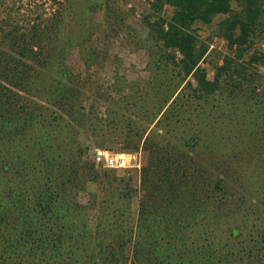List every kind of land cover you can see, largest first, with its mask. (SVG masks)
I'll use <instances>...</instances> for the list:
<instances>
[{"label": "rangeland", "instance_id": "1", "mask_svg": "<svg viewBox=\"0 0 264 264\" xmlns=\"http://www.w3.org/2000/svg\"><path fill=\"white\" fill-rule=\"evenodd\" d=\"M150 3L151 0H64L54 15L47 17L42 12L34 18L36 24L41 23L36 41L29 37L33 13L0 10V51L17 54L3 39L4 32L11 28L7 23L12 20L26 33L24 39L30 41L35 54L12 59L14 62L9 64L27 75L26 82L15 85L5 80L4 74L9 73L6 64L0 71L4 114L9 120L16 117L17 122H24L22 127L13 122L15 135L0 140V165H8L5 173L0 172V199L8 200L1 188L9 182L21 201L16 198L19 205L7 210L8 228L4 231L12 234L13 229H21L16 219L29 220L24 212L33 206L37 191L50 192L65 179L68 188L73 185L70 181L77 182V186L67 196L69 205L65 203L62 209L69 207L71 211L77 201L83 206L92 233L98 230L103 236L106 228L118 233L117 239H134L137 224L142 221L141 168L151 154L143 145L147 137L152 151H188L193 164L203 163L210 173L216 172V164L223 165L231 174L232 178L226 179L232 191L228 205L212 220L207 217L213 218L218 210L207 209L204 220L211 221L208 226L191 223L184 230V245L192 248L195 242L213 243L220 264H264V64L254 69L259 76L255 88L248 84L242 92L228 95V75L223 74L221 89L208 98L207 104L201 100L192 103L185 88L189 77L184 80L179 67L181 53L168 49L175 52L174 60L163 58L161 43L154 40L147 26L146 20H155L149 11ZM232 9H240L236 1ZM171 16L172 6L163 4L159 17L168 21ZM225 16L217 15L209 24L192 25L198 44L208 46L200 67L210 80L224 57L236 52L235 45L229 47L218 32L217 23ZM261 22L250 42L243 46V59L252 54L264 56V18ZM60 70L67 72L68 80L60 76L64 72ZM59 81H69L77 91L72 101L78 114L73 117L67 108L63 111L46 101L47 90H55ZM173 89L176 92L172 94ZM166 98L170 99L167 103ZM174 108L180 109V114ZM111 118L113 122H109ZM188 136L198 138L194 149L182 146ZM179 139L181 144H177ZM136 145L137 150L130 152L128 147ZM98 151L106 156L136 152L140 165L127 169L103 166L95 162ZM193 151H201V157H195L198 155ZM216 151L217 157L212 156ZM45 155L62 164L43 166ZM216 159L215 164L212 161ZM16 171L22 174L25 186ZM195 178L198 180L199 174ZM19 249L21 252L9 261L45 264L38 261L36 245ZM124 255L130 264L132 241L126 243Z\"/></svg>", "mask_w": 264, "mask_h": 264}, {"label": "trees", "instance_id": "2", "mask_svg": "<svg viewBox=\"0 0 264 264\" xmlns=\"http://www.w3.org/2000/svg\"><path fill=\"white\" fill-rule=\"evenodd\" d=\"M233 1L238 3L239 10L232 9ZM165 3L172 6V16L168 21L159 17L162 5ZM149 11L155 20H146L147 26L154 40L161 43L163 58L173 61L176 50L182 55L179 67L184 80L188 77L190 79L186 81L185 88L189 93L187 97L190 95V100L192 98V103L201 100L207 104L208 98L221 89L220 80L223 74L228 75L226 79L228 95L237 91L242 92L248 84L251 89L253 84L254 88L257 86L259 76L254 69L257 64H264V56L261 58L260 55L252 54L248 59H243V46L250 42L262 24L264 0H151ZM221 14L226 16L217 23L218 32L226 38L229 47L235 45L236 52L232 57H224L223 64L217 68V73L210 80L206 77V71L200 67V61L204 60L208 46L203 42L198 44V37L192 25L197 22L209 24L215 16ZM14 22L10 20L7 23L11 28L4 32L3 39L8 41L11 49H14L18 55L0 51V59H2L0 71L6 64L9 73L4 74L5 80L19 85L22 80L27 81V75H23L21 70V74L15 71L17 66H9L14 62L11 60L19 57H34L35 54L32 47H29L30 41L24 39L26 33L20 31ZM40 26L41 23L32 24L29 35L31 40L36 41L35 35L39 34ZM168 49L174 51L168 52ZM86 59L89 63V56ZM60 71H64L60 76L68 80L67 72ZM22 88L25 90V87ZM174 89L172 94L176 92ZM47 92L46 101L60 106L63 111L68 110L71 117L76 115L72 100L77 91H74L69 81L67 83L59 81L55 90L49 89ZM169 100L166 98V103ZM4 104L0 101V110H3L0 112L1 141L4 136L15 135L12 123L17 122L16 117L11 120L6 118ZM173 111L179 114L181 112L177 108ZM74 118L76 119V116ZM113 121L111 118L109 122ZM19 122L17 125L22 127L24 122ZM148 141L146 137L143 145L145 149L151 150V154L147 165L141 168V189L144 194L140 198L139 219L142 221L137 224V234L134 239L129 238L127 241L125 237L117 239L118 233L113 229H103V236L98 230L92 233L86 222L87 215L83 206L77 201H74L71 211L69 207L62 209L63 205L70 201V198H67L70 196L68 194L75 192L72 187L77 186V182L70 181L69 184L73 185L68 188L65 179L50 192L39 189L35 194L33 206L28 207L24 212L29 220L21 222L16 219L19 225L22 224V228L13 229L12 234L6 233L4 229L8 228L7 210L19 205L16 198L21 202L18 193L13 191L14 187L8 182L1 188L8 200L0 199V264H16L9 261L10 258L19 254L21 252L19 248H24L28 244L29 247L37 246L38 261H43L45 264H83L81 263L83 261L85 264H127L124 247L128 241L133 242V258L130 264H220L221 258L217 256L213 243L204 245L202 242L203 245L201 243L199 245L195 242L194 247L188 248L182 240L184 230L191 223L199 222L204 226L211 223L204 220L208 208L218 210L216 215L213 214V218L207 217L208 220L220 216L219 211H222L221 208L225 209L232 196L231 187L226 181L232 178L231 174L224 170L223 165L216 164L217 159L212 161L216 164V172L210 173L203 163L193 164V158L189 156L188 151H152V146L147 145ZM180 141L181 139L177 140V144H181ZM197 141V137L188 136L182 146L194 149L198 145ZM137 148V145L128 147L130 152ZM36 153L38 154L39 151ZM193 153L198 155L195 157H201V151H193ZM213 155L217 157V151ZM42 160L43 166L59 167L58 165L62 164L51 155L42 156ZM6 168H8L7 163L1 164L0 169L3 171L0 172L5 173ZM198 174L197 180L195 177ZM15 175L25 186L22 174L16 171ZM73 177L78 179L76 176ZM239 198L241 201V196ZM202 220L204 222H201Z\"/></svg>", "mask_w": 264, "mask_h": 264}, {"label": "built area", "instance_id": "3", "mask_svg": "<svg viewBox=\"0 0 264 264\" xmlns=\"http://www.w3.org/2000/svg\"><path fill=\"white\" fill-rule=\"evenodd\" d=\"M63 2L64 0H0V10L3 12L16 11L19 13L30 11V13H33L30 24H33L34 18L39 16V13L43 12V16L50 17L57 12ZM210 47H213V45H210ZM136 161L137 163H135ZM95 162L115 169H127L135 166L138 168L140 165L136 152H123L106 156L98 151L95 156ZM131 162H134V164H131Z\"/></svg>", "mask_w": 264, "mask_h": 264}]
</instances>
